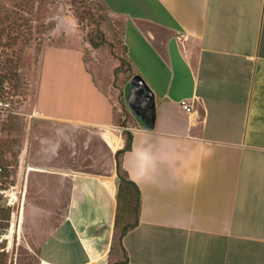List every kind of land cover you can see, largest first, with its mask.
I'll use <instances>...</instances> for the list:
<instances>
[{
  "label": "crops",
  "instance_id": "0c3cea01",
  "mask_svg": "<svg viewBox=\"0 0 264 264\" xmlns=\"http://www.w3.org/2000/svg\"><path fill=\"white\" fill-rule=\"evenodd\" d=\"M101 2L124 20L127 58L157 108L154 130L136 119L132 148L121 159L142 205L120 256L126 253V264H264V0ZM64 24L78 38L77 22L65 11L55 23L54 42ZM68 39H61L66 47L47 49L69 56L79 74L90 75L92 112L72 115L66 90L59 100L64 109L45 110L37 97V113L90 131L116 126L114 106ZM182 101L194 112L187 114ZM99 134L114 158L110 175L63 167L60 156V169L43 170L49 189L33 188L29 218L42 264H108L115 252L116 154L125 139ZM49 151L52 158L59 149ZM34 171L38 167L29 165L27 180Z\"/></svg>",
  "mask_w": 264,
  "mask_h": 264
},
{
  "label": "rangeland",
  "instance_id": "374dc122",
  "mask_svg": "<svg viewBox=\"0 0 264 264\" xmlns=\"http://www.w3.org/2000/svg\"><path fill=\"white\" fill-rule=\"evenodd\" d=\"M72 9L90 12L92 16L84 18L80 29L77 23L78 38L76 32L64 24L63 33L60 31L58 42H54L52 32L58 16L65 11L71 13ZM71 22H74L72 18ZM123 27L124 20L111 15L101 0H0V75L7 77L4 86L9 93L2 101L10 104L8 109L0 110V154L7 152L6 159L10 163V167L0 173V216L10 214L9 221H2L0 217V223L8 225L6 233L0 236V264H42L33 251L34 229L29 214L36 196L33 188L39 192L51 186L43 170L51 166L60 169L63 164L72 170L110 175L114 158L97 140L99 133L119 135L124 131L120 124H125L132 133V127L137 125L127 104L133 72L125 62ZM67 35L68 41L77 44L73 46H78L83 53L95 82L114 106L116 126L90 131L50 123L37 113V97L45 110L60 112L64 109L59 107V100L66 90L72 100V107L67 110L72 115L87 117L88 111L92 112L95 93L90 75L79 74L80 69L73 66L69 56L47 49L60 44L66 47L65 40L61 39ZM102 37H105L103 45L93 49L89 41L96 44ZM17 66L22 69L19 83L15 72L6 70V67ZM17 86L14 95L13 88ZM68 87H72V91ZM49 100L53 101L50 106ZM52 146L59 151L50 158ZM17 150H21L18 159L14 156ZM60 156L63 157L61 165ZM29 165L38 167L39 171L28 174L27 180ZM3 209L5 213L1 212ZM121 214L118 236L125 225L134 222L129 213ZM118 236L108 264L123 261Z\"/></svg>",
  "mask_w": 264,
  "mask_h": 264
},
{
  "label": "trees",
  "instance_id": "16d2710c",
  "mask_svg": "<svg viewBox=\"0 0 264 264\" xmlns=\"http://www.w3.org/2000/svg\"><path fill=\"white\" fill-rule=\"evenodd\" d=\"M71 13H72L73 17L76 19L77 23L79 24L78 28L83 23L84 18L86 19V17L91 15L90 12H88V13L86 11L80 12L78 9H77V11L75 9L73 11V9H72ZM123 32H124V27H123ZM123 37H124V35H123ZM104 40H105V37H102L100 42H97L96 44L94 43L96 41L93 42L92 40H90L89 43L93 49L97 50L103 45ZM123 42H124V40H123ZM124 48H125V56L127 58V49H126L125 45H124ZM125 62H127V64H129V67L133 72L132 77H134L135 76L134 70H133V67H132L130 61L128 60V58L125 60ZM6 70L9 73L15 72V74L17 75L16 79H17L18 83L21 81L20 75H21L22 69L20 70V68L18 66L13 67L11 69H9V67H6ZM6 81H7V77L0 75V102L3 99H5L7 97V95H9L6 87L4 86ZM17 88H18V86L13 88L15 90V92H13L14 95L18 91ZM119 127L124 129L123 137L125 139V146L122 150L118 151L116 154L117 171H118V175L120 178V189L118 192V211H117V220H116V232L117 233L115 234V237H116L115 243L117 242V236L119 233V228H120L121 223H122V221H121L122 214L121 213L124 211L126 214L129 213L134 218V222L130 225H125L121 230L120 236H118L119 248H122L123 238L131 230L136 228L137 225L139 224V215H140L142 203H141V193H140L139 188L128 179L127 175L121 169L122 157L126 154V152H128L132 148L133 134L128 130V127L125 124H120ZM20 151L21 150H17L14 153V156H16L17 159H18V156L20 155ZM6 154H7V152H5V151L1 152V154H0V169H1V171H3V170L6 171L7 168L10 167V163L6 159ZM1 212L5 213V210L3 209V210H1ZM0 217L3 218L2 221H9L10 214L7 213L5 216L3 215ZM7 229H8V225L4 226L3 223H0V236L3 235L4 233H6ZM124 257H125V259H124ZM122 260L124 262L122 261L120 264H126V262L128 261L125 252H124V255H122ZM2 264H3V262H2Z\"/></svg>",
  "mask_w": 264,
  "mask_h": 264
},
{
  "label": "water",
  "instance_id": "95a60500",
  "mask_svg": "<svg viewBox=\"0 0 264 264\" xmlns=\"http://www.w3.org/2000/svg\"><path fill=\"white\" fill-rule=\"evenodd\" d=\"M127 104L132 115L143 124L145 130L155 129L157 118L155 95L139 75H135L131 80ZM115 185L119 192V177L115 178ZM98 264H107V261L101 260Z\"/></svg>",
  "mask_w": 264,
  "mask_h": 264
},
{
  "label": "built area",
  "instance_id": "2783aa9c",
  "mask_svg": "<svg viewBox=\"0 0 264 264\" xmlns=\"http://www.w3.org/2000/svg\"><path fill=\"white\" fill-rule=\"evenodd\" d=\"M181 106L183 107L184 111L187 114H191L194 112V108L193 106H191L187 101H182L181 102ZM10 107V104L4 101L0 102V110H6ZM122 135H123V131H122ZM120 139H122V136L120 137ZM0 173H1V169H0Z\"/></svg>",
  "mask_w": 264,
  "mask_h": 264
}]
</instances>
